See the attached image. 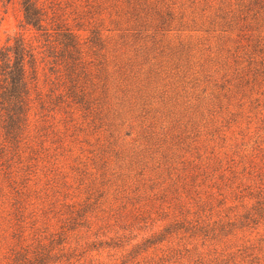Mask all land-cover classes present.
<instances>
[{
  "label": "trees",
  "instance_id": "obj_1",
  "mask_svg": "<svg viewBox=\"0 0 264 264\" xmlns=\"http://www.w3.org/2000/svg\"><path fill=\"white\" fill-rule=\"evenodd\" d=\"M19 3L0 264H264V0ZM186 80L206 95L164 122L152 90Z\"/></svg>",
  "mask_w": 264,
  "mask_h": 264
},
{
  "label": "rangeland",
  "instance_id": "obj_2",
  "mask_svg": "<svg viewBox=\"0 0 264 264\" xmlns=\"http://www.w3.org/2000/svg\"><path fill=\"white\" fill-rule=\"evenodd\" d=\"M22 30L27 31L24 26L23 11L21 9L19 0H0V47L10 42L9 39L13 37L17 32H20ZM26 34L30 36L33 34V31L28 30ZM83 35H85V32H83ZM171 81H173V79ZM182 83L184 84V86H179L176 92L175 90L168 91L166 94H164V97L160 98V93H157L155 89L152 90V95L156 97L153 99V107H155L154 104L157 100L159 102H164L161 117V120H163L164 122H167V120L170 119L169 115H172V117L174 118L182 117L187 107L189 110L197 109V106L201 103L200 100L203 99V97H200L206 95V93L202 92V89L205 86V83H203L202 81L198 83H191L186 80ZM175 86L176 84L173 85V89H175ZM162 98L163 100H161ZM116 102L117 99L115 97H112L113 106L117 105ZM190 106L192 107L190 108ZM185 114L187 113L185 112ZM139 122L140 121L138 120L133 124V137H137L140 131V128H137ZM148 122H150V119H148ZM130 123L131 120L126 121L125 118H120L116 116L114 125L110 128L109 132H113L114 137L119 136V132L121 135L124 134L125 141L128 144H132V137L125 136V132L130 130ZM117 125L120 126L118 127ZM95 137L96 136H94V138Z\"/></svg>",
  "mask_w": 264,
  "mask_h": 264
}]
</instances>
